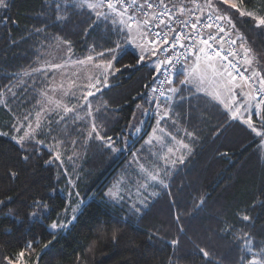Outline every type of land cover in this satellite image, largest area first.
<instances>
[{"label": "trees", "instance_id": "trees-1", "mask_svg": "<svg viewBox=\"0 0 264 264\" xmlns=\"http://www.w3.org/2000/svg\"><path fill=\"white\" fill-rule=\"evenodd\" d=\"M58 4L61 5L59 10ZM68 5L69 0H8L7 9H0V93L7 100L6 104L3 100L0 105V132L8 133L0 135V199L12 198L8 207L0 211V261L7 264L4 258L9 257L14 264H28L29 260L35 264L39 248L30 256L26 253L25 257L16 258L33 236H40L43 232L38 225H31L27 217L32 211L29 205L34 200H42L50 206L45 223L63 219L66 204L71 202L73 207L77 202L76 198H69V185L60 161L44 162L52 159L47 149L54 147L51 148L54 156L59 145L52 137L62 139L67 145L68 141L78 139V147L84 148L82 163L76 173L71 170V176L77 178L80 196L84 198L87 194L86 203L89 205L83 209L84 215L79 223L56 244V251L60 254L56 264H73L78 255L84 254L96 239L90 231L94 221L105 219L107 215L129 216L128 225L122 229L118 242L113 243L110 238L97 241L96 250L88 253V264H161L173 254L178 258L176 264H204L193 254V242L211 251L214 259L222 257L220 264H238L242 245L235 235L241 230L253 234L259 245L255 251L264 248V206L260 204L264 201V149L261 141L242 123L229 122L221 108L212 107L205 96L196 93L194 85L182 86L180 82L184 75L175 78L172 87H183V95L191 100L190 103L186 99L183 103L173 104L165 131L175 135L176 141L167 136L165 141L167 147L179 149L171 154L173 158L184 155L185 163L176 165L178 171L171 173L173 178L168 181V190L148 189L149 192H159V195L150 199L142 218L129 214L127 202L117 208L106 198L107 190L117 179L124 177L132 157L127 151L117 154L107 150L100 141L88 140L90 122H83L80 129L69 123L54 124L52 137H39L47 146L42 156H33L26 163L20 159L19 146L11 139L13 117L30 112L35 115L36 99H39L38 93L44 82L39 73L31 78L23 74L43 66L42 61L48 53L56 51L54 47L58 41L69 42L74 57L82 58L95 56L117 40L110 21L92 25L87 10ZM245 6L256 14H264V0H246ZM242 27L250 38L257 66H264V58L257 53V49L264 52V33L254 30L251 22ZM129 63L127 57L122 61V65ZM151 67V64L139 69L129 67L110 77L112 87L105 89L93 102L94 107L106 103L111 109L101 112L95 119L107 135H120L126 125L135 123L138 105L147 107L139 94L150 93L146 86H153ZM34 84L35 91L26 90ZM8 87L16 93L15 98L6 91ZM143 118L147 120L141 126L144 131L156 126L154 120ZM172 119L177 121L175 127L171 126ZM192 130L196 132L194 143L185 135L186 131ZM179 141L188 144L189 150L181 149ZM141 144L143 139L132 150ZM27 147L31 152L32 145ZM152 151L157 152V148ZM158 153L151 158L147 152L143 155L148 164L152 165L153 161L162 165L160 158L169 154L166 148ZM11 171L18 174L17 178H9ZM201 201H204L203 206ZM8 212L18 213L15 221L6 218ZM177 213L186 235H180L176 228L173 216ZM68 214L71 215L70 210ZM244 214L252 217L250 223L241 222L239 217ZM233 226L234 232L225 231ZM150 236L156 238L150 240ZM48 239L51 237L44 233L43 240ZM173 239H179V245L172 246Z\"/></svg>", "mask_w": 264, "mask_h": 264}, {"label": "snow or ice", "instance_id": "snow-or-ice-1", "mask_svg": "<svg viewBox=\"0 0 264 264\" xmlns=\"http://www.w3.org/2000/svg\"><path fill=\"white\" fill-rule=\"evenodd\" d=\"M245 5L246 0H203V2L201 0H69L68 6L87 10L92 25L110 21L114 26L112 30L117 40L112 42V46L108 49L97 52L95 56L88 55L84 59H73L71 45L65 41L67 56L64 58V63L46 60L43 66L34 67L31 72L23 74L31 78L39 73L44 77V82H42V90L38 93L39 99H36L38 110L35 111V115L30 112L13 117L11 129L16 135L11 136V139L19 146L20 159L26 163L33 156H42L47 146L39 137H52V132L55 131L54 124L68 125L69 121H72L75 125L78 122L91 121L88 139L100 141L107 150L117 154L127 151L132 157L125 169L123 179H117L107 190L106 198L117 208L127 202L129 214L142 218V212L148 207L150 199L159 195V192H149L148 189L155 187L168 190L170 188L168 181L173 178L171 173L178 171L176 165L185 163L184 155L173 158L171 154L179 149L167 147L165 141L166 136L171 141H176L175 135L165 131V125L171 119L170 110L173 104L183 103L186 99L190 103L191 100L190 97L186 98L183 95V87H172L173 79L180 75L185 76L180 82L182 86L194 84L197 94L205 96L212 107L221 108L222 114L229 122L238 121L245 125L255 137H259L261 147H264V66L258 71L253 70L252 65L255 61L250 58L252 52L250 38L242 27L251 22L254 30L259 29L264 33V14H256ZM7 7L8 0H0V9ZM60 7L61 5L58 4L57 10ZM126 57L131 63L122 65ZM193 57V63L187 65V61ZM96 60L104 61L103 64L95 65L99 75L82 76L80 73L69 74L63 71L65 68L84 66ZM241 63L244 65L243 68ZM148 64L152 66L150 72L152 85L156 86H146L150 88V93L139 94L147 107L141 108L138 105V109L141 117L153 119L156 126L151 127L150 131H144L141 126L146 124L147 120L142 118L126 125L125 131L116 137L107 135V132L101 130L95 123V119L101 112H109L111 109L106 103L94 107L93 102L105 89L112 87L109 84L110 77L129 67L139 69ZM58 75L69 81L67 86L64 79L58 84L54 82ZM80 80L85 82L78 83ZM35 88L34 84L31 89L26 88V90L35 91ZM6 91L15 98L16 93L11 87ZM253 91L256 92L255 96L252 95ZM2 96L3 93H0V97ZM3 102L6 104L7 100ZM192 110L195 111V108ZM188 119L191 120V115ZM176 122L172 119L171 126L175 127ZM0 135H8V133L0 132ZM185 135L191 142H195V130L186 131ZM141 139L143 144L133 151L132 148ZM52 140L58 144L64 142L57 137H52ZM77 143L78 141H72L73 145ZM178 143L181 149L189 150L188 144L183 141ZM28 145H32L31 152L28 150ZM153 148H157V152H153ZM165 148L169 155L160 158L162 165L153 167L148 164L143 153L147 152L148 157L151 158ZM47 150L52 159L45 160V164L55 161L63 163L59 152L53 156L52 149ZM72 159L73 157L70 156L69 160ZM63 174L73 190L68 193L69 198L75 195L78 201L76 206L72 207L71 202L67 203L63 211V219L57 218L51 223H45L49 218L50 206L42 200H34L29 205L32 211L27 217L31 225H38L43 232L40 236L32 237L31 242L24 246L26 251L21 250L17 253V259L25 257L26 253L30 256L39 248L35 264L42 262L56 264L60 258L56 244L79 223L80 217L84 215L83 209L89 206L86 203L87 194L82 198L79 191H75L76 183L67 169ZM8 175L9 178L15 179L18 174L11 171ZM11 201V197L0 199V211L8 207ZM203 203L204 201H201V206ZM260 204L264 206V201ZM17 215L18 213L8 212L6 218L15 221ZM129 218V216L117 218L113 215H107L105 219L97 218L94 227L90 228L96 239L88 245L84 254L76 257L73 264H88V253L96 250V242L101 239L110 238L113 243L118 242L123 234L122 229L128 225ZM173 219L179 234L186 235L180 223V215L174 214ZM239 219L241 222L252 221V217L247 214L241 215ZM225 231L234 232V226L232 229L226 228ZM44 233L51 239L44 241ZM154 238L156 237H149L150 240ZM235 238L242 245L238 264H264V248L255 251L259 245L255 243L252 233L241 230ZM170 243L176 246L180 241L173 239ZM193 244V254L199 256L204 264H220L222 257L214 259L211 251L195 242ZM45 257H47L46 262ZM177 259L173 254L167 261L162 260L161 264H176ZM4 260L7 264H14L12 258L5 257ZM0 264H3V261H0ZM28 264L32 262L29 260Z\"/></svg>", "mask_w": 264, "mask_h": 264}, {"label": "rangeland", "instance_id": "rangeland-1", "mask_svg": "<svg viewBox=\"0 0 264 264\" xmlns=\"http://www.w3.org/2000/svg\"><path fill=\"white\" fill-rule=\"evenodd\" d=\"M201 2H203V0H201ZM64 42L65 41H60V42L58 41V44L54 47V49L56 51L54 53H51V54L48 53V55L46 56V58L42 61L43 63L41 62L42 63L41 65H43L46 60L55 61V63H64L65 62L64 61V58L67 56V50H66L67 49V46H66V44ZM257 50H258L257 53H259L258 55L259 56H262L264 58V52L261 51L262 49H257ZM85 57L79 58V57H76L75 56V57H73V59H75V58L84 59ZM250 58L255 61V57H254V55H253L252 52L250 53ZM263 58H262V60H263ZM193 59H194V57L191 58L189 61H187V65H191L193 63ZM103 63L104 62H101L99 64H103ZM96 64H97L96 62H90V63H88V64H86L84 66H72V67H69V68H65L63 71L64 72H67L69 74H71L72 72H76V73H80L82 76H95V75H99V72L97 71V69L95 67ZM187 65H186V67H187ZM252 68H253V70H257V71L259 70V67L256 64V61L252 65ZM62 79H64V78L62 76H59L58 75L57 78H56V80L54 82L58 84ZM184 79H185V77L183 76V80ZM83 82H85V81H83V80L78 81V83H83ZM64 83L67 86V84L69 83V81L67 79H64ZM192 85H194V84H192ZM245 91H247V89H245ZM77 95H79V93H77ZM252 95L255 96L256 95V92L253 91ZM4 99H6V97L0 98V105H1V103H2V101ZM253 103H255V101H253ZM139 106L141 108L144 107L143 105H139ZM142 118L143 117L140 116L139 109H137L136 114H135L134 121H136L138 119H142ZM149 120H150V118H149ZM88 122H90L89 123V128H90L91 121H87L86 123H88ZM83 124H84L83 122H78L75 125H73V122L72 121H69V125L75 127L76 129L82 128L83 127ZM144 125H142V126H144ZM147 129H148V131H150V128H147ZM13 135H16V133L14 132ZM13 135H11V136H13ZM73 140L78 141V143L75 144V145H73L72 144V141ZM79 143H80V141L78 139H72V140L68 141V144L69 145H67V143H65V144L63 143V144H59L58 147L55 148V153L56 152H59L60 155H61V160L63 161L62 165L64 167V170L67 169V171H68V173L70 175H71V170H73V169H74V173L77 172V168L80 166V164L82 163V160L84 158V148L81 149L80 147H78L79 146ZM88 143H90V142H88ZM51 148L53 149L54 147H51ZM263 149H264V147H263ZM70 156L73 157L72 160H69V157ZM125 163H126V161H125ZM152 166L155 167V166H157V164L152 161ZM129 174H131V171H129ZM72 179L76 183V189H75V191H78V189H77V178L72 177ZM121 179H123L122 176H121ZM70 191H73V190L69 187L68 193ZM70 198L72 200H74L76 197H75V195H73ZM75 206H76V204L73 207H75Z\"/></svg>", "mask_w": 264, "mask_h": 264}, {"label": "built area", "instance_id": "built-area-1", "mask_svg": "<svg viewBox=\"0 0 264 264\" xmlns=\"http://www.w3.org/2000/svg\"><path fill=\"white\" fill-rule=\"evenodd\" d=\"M197 15H199V13H197ZM185 19H187V17H185ZM207 31V30H206ZM205 34H206V32H205ZM181 59H183V57H181ZM241 67L243 68L244 66H243V63H241ZM250 74V73H249ZM175 80V78L173 79V81ZM156 85H153L152 87H155Z\"/></svg>", "mask_w": 264, "mask_h": 264}, {"label": "crops", "instance_id": "crops-1", "mask_svg": "<svg viewBox=\"0 0 264 264\" xmlns=\"http://www.w3.org/2000/svg\"><path fill=\"white\" fill-rule=\"evenodd\" d=\"M190 60V59H189ZM260 68V66H258Z\"/></svg>", "mask_w": 264, "mask_h": 264}]
</instances>
